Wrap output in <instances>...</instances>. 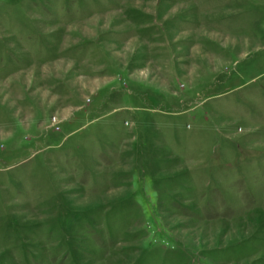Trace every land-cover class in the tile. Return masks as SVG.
<instances>
[{
    "label": "rangeland",
    "instance_id": "rangeland-1",
    "mask_svg": "<svg viewBox=\"0 0 264 264\" xmlns=\"http://www.w3.org/2000/svg\"><path fill=\"white\" fill-rule=\"evenodd\" d=\"M0 264H264V0H0Z\"/></svg>",
    "mask_w": 264,
    "mask_h": 264
}]
</instances>
